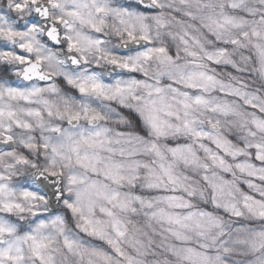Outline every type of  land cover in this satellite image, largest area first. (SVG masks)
Masks as SVG:
<instances>
[{
	"label": "clouds",
	"instance_id": "obj_1",
	"mask_svg": "<svg viewBox=\"0 0 264 264\" xmlns=\"http://www.w3.org/2000/svg\"><path fill=\"white\" fill-rule=\"evenodd\" d=\"M0 28L11 76L0 80V219L15 222L0 247L18 245L20 264H41L25 238L34 229L48 245L44 264H101L91 251L102 243L111 264H125L68 200L105 221V239L138 264H264L254 244L264 233V159L253 153L264 152V0H0ZM85 106L95 119L73 123ZM99 129L113 149L102 155L124 163L131 181L113 184L67 158L69 133ZM91 183L131 194L113 209L122 234L101 212L105 200L86 205Z\"/></svg>",
	"mask_w": 264,
	"mask_h": 264
},
{
	"label": "snow or ice",
	"instance_id": "obj_2",
	"mask_svg": "<svg viewBox=\"0 0 264 264\" xmlns=\"http://www.w3.org/2000/svg\"><path fill=\"white\" fill-rule=\"evenodd\" d=\"M33 3H35V0H33ZM24 8L25 5L22 3L15 4V9L17 11H23ZM37 11L40 12V9H37ZM46 12L47 9L41 12V15L46 14ZM32 19L34 23H38L35 17H33ZM58 23H59V18H58ZM3 31L4 30L0 28V32ZM5 34L9 37L17 35V33L13 32L11 29H8ZM129 35L131 36V33H129ZM132 38L135 39L134 36ZM142 39H147V38L142 37ZM28 47L31 48V45H28ZM152 52H164V49L163 48L149 49V51L145 53V56L147 57L151 55ZM7 54L9 53H6V55ZM258 56L264 57V50L258 52ZM15 59L19 60L21 64H31V59L27 57L24 53H17L15 55ZM113 63L119 64L118 61H114ZM119 66L130 71H135V67H136L135 65H131L128 63H123ZM27 71H31V69H26V72ZM0 73H2L0 74V80H3L5 76H8V78L11 79L7 65L0 66ZM79 88L81 92H86L89 90V88H91V90L93 91H97L104 95H108V93L99 83H92L90 85H86L82 83L79 85ZM119 91L120 89H116L117 93ZM10 94L15 96H20L25 101H28V97L25 96L24 93L19 89L10 90ZM195 103L199 104L201 103V100L197 98ZM37 115H39V113H37ZM81 116H84L87 119H95L94 116H89V111L86 106L83 112H78L76 114V116L73 119V123L75 122V120H78ZM156 126H157L156 124H153V127ZM105 131H106L105 129H99L96 130L95 132L81 131L79 133L78 139H73L71 133H69L68 141L63 146L64 152H66L67 154V158L72 159L73 157H75L76 162L79 163L82 167L90 169L93 173H98L106 177L113 184H122L125 181H131L132 177L126 174L124 163H122L119 160L112 159L111 157H105L102 155V153L113 151L112 148L108 147L110 142L105 136ZM45 147H47V145H45ZM259 148L260 146L254 148L253 153L257 155L260 159H264V152H259L258 151ZM131 171L132 168L129 167L128 172L130 173ZM55 175H56L55 172L51 173V178H54ZM25 197L35 198L33 193L30 192L25 193ZM83 199L86 202V205L92 210L95 209L96 202L98 200L100 199L105 200L110 205V207L101 208V212H103L107 217H109L108 222H110L113 225L114 230L122 234V232H120L121 222L119 221V218L114 215L113 209L126 207L130 202V200L132 199L131 194H125L118 192L114 189H110L106 184L99 185L96 183H91L85 189ZM135 199L140 200L141 197L136 196ZM64 204L66 205V209L70 210L72 213L81 214V219L83 220L86 226L84 230L89 235L95 236L98 241H103L107 243V245H109L112 248V250L125 261V264H138V261L134 257L125 255L122 249L118 246V241L105 239L107 235L105 231V223H106L105 221L90 219L89 217L83 215L82 208L76 207L68 200H64ZM3 207H5L9 212H11L13 208H17V209L20 208L18 204H12V203L4 204ZM35 214L36 213H34V215ZM257 215L259 218H264V210H259ZM168 219L169 222H178L172 217H168ZM53 223L55 224L56 221L54 220ZM36 227L42 229L46 227V224L41 223ZM14 231H15V222L7 223L4 220L0 219V236L4 234L11 235ZM25 238L32 241L31 250L33 252V255L38 260L41 261V264H44L45 256L43 254V250L48 247L47 243L36 237L34 229H29L25 233ZM254 244L257 247H264V233L257 235ZM65 246L70 249L73 247L79 249V245H77L75 241L65 240ZM103 246L104 245L102 243L99 248L93 249L91 251V255L97 257V259L101 261V264H111V258L104 253ZM20 252H21V248L18 245L14 246L11 243L8 245V247H0V264H20V262L23 260L22 255L19 254ZM50 262H51V258L49 257L48 264H50Z\"/></svg>",
	"mask_w": 264,
	"mask_h": 264
}]
</instances>
